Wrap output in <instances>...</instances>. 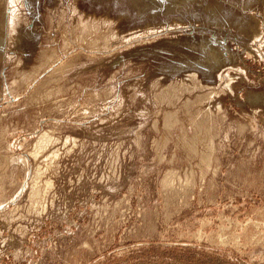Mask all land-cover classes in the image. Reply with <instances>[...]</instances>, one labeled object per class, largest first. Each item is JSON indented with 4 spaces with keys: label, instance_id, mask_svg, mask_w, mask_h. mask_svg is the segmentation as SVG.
Masks as SVG:
<instances>
[{
    "label": "rangeland",
    "instance_id": "1",
    "mask_svg": "<svg viewBox=\"0 0 264 264\" xmlns=\"http://www.w3.org/2000/svg\"><path fill=\"white\" fill-rule=\"evenodd\" d=\"M0 264H264V0H0Z\"/></svg>",
    "mask_w": 264,
    "mask_h": 264
}]
</instances>
